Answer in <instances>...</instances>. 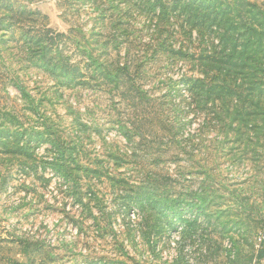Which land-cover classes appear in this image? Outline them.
Masks as SVG:
<instances>
[{
	"label": "rangeland",
	"instance_id": "1",
	"mask_svg": "<svg viewBox=\"0 0 264 264\" xmlns=\"http://www.w3.org/2000/svg\"><path fill=\"white\" fill-rule=\"evenodd\" d=\"M0 264H264V0H0Z\"/></svg>",
	"mask_w": 264,
	"mask_h": 264
},
{
	"label": "trees",
	"instance_id": "2",
	"mask_svg": "<svg viewBox=\"0 0 264 264\" xmlns=\"http://www.w3.org/2000/svg\"><path fill=\"white\" fill-rule=\"evenodd\" d=\"M41 38H43V37L37 36V35L32 36L30 38H27V42L25 43V45L27 46V49L33 50L34 56H39V54H37V47L40 46V45H38V43H39L38 39H41ZM135 206L140 208V206L137 205L136 203H132L131 206H127L126 211H129L131 208H133Z\"/></svg>",
	"mask_w": 264,
	"mask_h": 264
}]
</instances>
